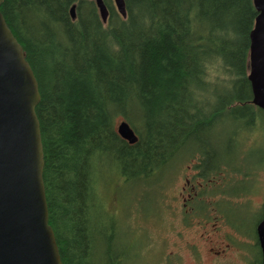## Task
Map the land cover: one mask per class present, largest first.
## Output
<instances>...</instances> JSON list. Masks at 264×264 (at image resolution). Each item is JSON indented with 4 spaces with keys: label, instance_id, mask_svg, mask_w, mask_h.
Instances as JSON below:
<instances>
[{
    "label": "trees",
    "instance_id": "16d2710c",
    "mask_svg": "<svg viewBox=\"0 0 264 264\" xmlns=\"http://www.w3.org/2000/svg\"><path fill=\"white\" fill-rule=\"evenodd\" d=\"M102 1L105 24L93 0L0 5L38 84L48 224L62 264H128L110 184L160 190L164 171L194 158L204 180L241 173L239 141L264 120L247 79L252 0H124L126 19ZM123 121L133 145L117 133ZM226 141L238 146L227 162Z\"/></svg>",
    "mask_w": 264,
    "mask_h": 264
},
{
    "label": "rangeland",
    "instance_id": "374dc122",
    "mask_svg": "<svg viewBox=\"0 0 264 264\" xmlns=\"http://www.w3.org/2000/svg\"><path fill=\"white\" fill-rule=\"evenodd\" d=\"M258 125L250 140L240 139V158L233 153V159L239 158L235 166L241 173L219 177L225 179L222 183L225 197L216 203L204 196L205 209L188 221L182 216L179 194L185 179L192 176L188 162L177 166L159 198H154L157 187L125 185L121 181L110 184L106 199L110 212H116L121 223L117 245L124 250V261H129L128 264H258L255 229L264 215V120ZM236 149V142L226 141L221 148L225 162L228 153ZM171 170L163 172L161 181ZM204 231L219 237L225 246L230 245L226 249L208 245L212 252H221L224 258L220 262H213L206 255L205 244L199 240Z\"/></svg>",
    "mask_w": 264,
    "mask_h": 264
},
{
    "label": "water",
    "instance_id": "95a60500",
    "mask_svg": "<svg viewBox=\"0 0 264 264\" xmlns=\"http://www.w3.org/2000/svg\"><path fill=\"white\" fill-rule=\"evenodd\" d=\"M106 23L102 0H93ZM2 0H0L1 5ZM257 13L249 35L248 82L252 105L264 112V0H252ZM126 19L124 0H113ZM75 20V6L70 8ZM38 84L21 46L0 13V264H62L48 224L43 184V146L35 109ZM117 133L129 145L137 137L126 122ZM255 235L264 264V217Z\"/></svg>",
    "mask_w": 264,
    "mask_h": 264
},
{
    "label": "flooded vegetation",
    "instance_id": "af4514ba",
    "mask_svg": "<svg viewBox=\"0 0 264 264\" xmlns=\"http://www.w3.org/2000/svg\"><path fill=\"white\" fill-rule=\"evenodd\" d=\"M191 164V166H187L189 170H191L192 167V176L189 179H185V186L181 187L180 195L181 197V213L185 221L190 220L192 217H197L199 210L205 209V202L206 199H203L204 196L208 195L210 199L212 198V201H219L222 198L225 197V194L222 190L223 188V181L225 179H221L219 177L225 176V173L219 172L218 174H212L210 178H207V180L202 179L199 176V170L196 167L198 165L197 160L194 158V160H190L188 162ZM239 163L237 160L234 164ZM237 169V168H236ZM176 172V168L171 171L168 176L162 181L161 189L157 190V194L154 196V198H159L160 194L164 192L167 182L170 180L171 176ZM186 186H190V188H186ZM183 192L186 193V197H183ZM209 192H212L211 194ZM163 195V194H162ZM164 196V195H163ZM209 210V206L206 207V211ZM218 212V209L215 210ZM220 215V214H219ZM221 216V215H220ZM211 234L212 237L209 235ZM225 238V237H224ZM200 241H203L205 244V253L207 256L211 257L213 262H220L224 257L220 256L221 252H212L213 250L208 248V245H216L218 248L226 249L227 246H230L229 244L225 246L222 241H220V238L216 235H213V233L204 231L203 234L199 237ZM229 240V239H228ZM257 244V240H256ZM259 248V247H258ZM194 260H198V258H195Z\"/></svg>",
    "mask_w": 264,
    "mask_h": 264
},
{
    "label": "bare ground",
    "instance_id": "6f19581e",
    "mask_svg": "<svg viewBox=\"0 0 264 264\" xmlns=\"http://www.w3.org/2000/svg\"><path fill=\"white\" fill-rule=\"evenodd\" d=\"M15 38V37H14ZM17 41V40H16ZM19 44V43H18ZM20 45V44H19Z\"/></svg>",
    "mask_w": 264,
    "mask_h": 264
}]
</instances>
